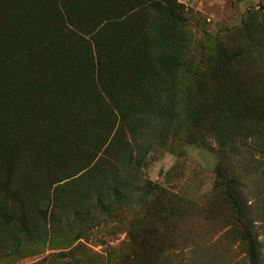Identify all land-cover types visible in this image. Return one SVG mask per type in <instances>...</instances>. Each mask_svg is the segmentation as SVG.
I'll return each mask as SVG.
<instances>
[{"label":"rangeland","instance_id":"rangeland-1","mask_svg":"<svg viewBox=\"0 0 264 264\" xmlns=\"http://www.w3.org/2000/svg\"><path fill=\"white\" fill-rule=\"evenodd\" d=\"M135 1L145 0L129 5ZM174 1L178 20L140 5L122 19L97 21L104 52L122 54L109 64L121 69L104 87L113 99L91 84L100 102L67 112L71 121H58L60 137L46 134L44 148L33 140L39 119H49L46 104L19 101L18 116L10 112L16 90L39 93L32 78L45 61L14 46L0 52V62L11 57L0 71V90L9 89L7 106L0 91V264H264V0ZM26 20L34 23L35 14ZM62 40L68 59L78 53L75 36ZM80 131L99 144L84 161L96 189L66 191L54 220L49 202L37 207L35 177L46 161L69 153L65 142ZM109 170L118 175L104 190ZM223 182L244 212L253 246Z\"/></svg>","mask_w":264,"mask_h":264},{"label":"trees","instance_id":"trees-1","mask_svg":"<svg viewBox=\"0 0 264 264\" xmlns=\"http://www.w3.org/2000/svg\"><path fill=\"white\" fill-rule=\"evenodd\" d=\"M122 2L124 3L120 8L105 5L108 0H9L2 2L0 8V17L3 18V21L0 22L2 26L0 52H9V48L14 46V52L20 53L23 57L34 53L39 54L45 61L39 65V75L32 78V86L39 93L30 96L22 90H16V93H13L14 96L12 94L14 98L11 100L13 108L10 114L13 117L20 113L17 109L19 106L16 105L19 101L20 106L29 99L32 100L31 104L37 102H40L41 105L46 104L45 109L50 113L49 119H39L42 131L38 138H34L33 142L43 146L47 144V139L50 136L60 137L57 134L59 132L58 121H71L72 118L67 112L73 111V114L77 112L78 115V111H85L86 103L93 101V98L100 102L99 92L91 88L90 85L97 84L105 91L106 83H113V80L108 76L117 75L121 69V67L109 68V64L121 61V52H111L109 55L103 49L105 41L100 38L95 39V27L98 20L109 22L113 18L122 19L140 5H143V10H151L175 20L179 19L178 12L171 7V5L178 6L174 0L171 2L170 0L161 2L135 1L131 5L128 0H122ZM7 9L14 13L16 21L9 19ZM30 14H35L36 20L28 25L26 18ZM70 34L80 42V47L76 51L78 53L72 57L74 59L71 57L68 59L62 53L65 50L62 38ZM85 35L89 40L87 43V39H84ZM114 38H117L116 34L112 36V39ZM90 46H92L93 55L91 53L90 57L84 56L86 48ZM111 57L115 59L112 60ZM10 58L5 62H0V71H7ZM74 63L77 66L76 78L69 74L71 69H75ZM58 65L62 67L59 68ZM82 72L88 73L80 75ZM0 91L3 92L4 104L7 106L9 89L3 87ZM106 94L109 99H113L110 90ZM4 111L9 115L7 108ZM58 115L61 116V119ZM46 134H49L48 138L45 137ZM79 135H81L80 138L70 137L66 140L65 144L68 145L69 153L64 158L56 160L52 164L46 161L35 177L39 190V205L37 207L42 209L44 204L49 202L50 215L54 220L58 218L57 213L67 199L66 191L85 194V190H82L84 188H86V193L96 189V186L86 178L87 166L84 161L98 151L99 144L94 141V137L90 138L89 134L80 131ZM213 141L219 146H223L215 136H213ZM97 159L101 161L102 155L97 156ZM117 171L122 173L119 169ZM117 171L109 170V180L101 183L102 189L106 190L111 187L110 178H115L118 175ZM221 186L235 212L239 225L253 246L255 240L251 237L249 223L244 218V212L233 194L232 187L228 182H223ZM77 188L80 189L76 191Z\"/></svg>","mask_w":264,"mask_h":264}]
</instances>
